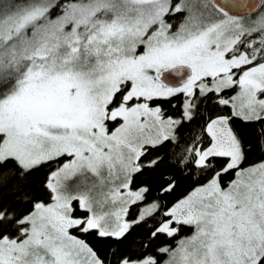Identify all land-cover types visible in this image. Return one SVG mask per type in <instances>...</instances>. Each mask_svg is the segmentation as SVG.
Returning a JSON list of instances; mask_svg holds the SVG:
<instances>
[{
    "label": "snow or ice",
    "instance_id": "6c2138e0",
    "mask_svg": "<svg viewBox=\"0 0 264 264\" xmlns=\"http://www.w3.org/2000/svg\"><path fill=\"white\" fill-rule=\"evenodd\" d=\"M0 264H264V0H0Z\"/></svg>",
    "mask_w": 264,
    "mask_h": 264
},
{
    "label": "trees",
    "instance_id": "16d2710c",
    "mask_svg": "<svg viewBox=\"0 0 264 264\" xmlns=\"http://www.w3.org/2000/svg\"><path fill=\"white\" fill-rule=\"evenodd\" d=\"M182 99V95L181 94H176L171 98H158L156 99L154 102L155 103H160L162 105V107L165 109L166 112L171 113L176 111V105L179 104L180 100ZM228 177H225V179H227ZM181 188H177L175 192L170 193L168 198H171L172 196L177 195L181 190ZM189 229L187 227L183 228L181 234L183 235L186 231H188ZM86 239H89L91 241V234H89L87 237H85ZM103 252V249H102Z\"/></svg>",
    "mask_w": 264,
    "mask_h": 264
},
{
    "label": "water",
    "instance_id": "95a60500",
    "mask_svg": "<svg viewBox=\"0 0 264 264\" xmlns=\"http://www.w3.org/2000/svg\"><path fill=\"white\" fill-rule=\"evenodd\" d=\"M166 75H167L170 79H177V78H178V77L175 76L174 73H171V72L167 73Z\"/></svg>",
    "mask_w": 264,
    "mask_h": 264
}]
</instances>
